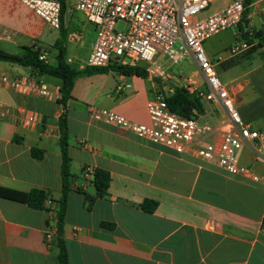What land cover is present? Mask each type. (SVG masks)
<instances>
[{"label":"crops","instance_id":"1","mask_svg":"<svg viewBox=\"0 0 264 264\" xmlns=\"http://www.w3.org/2000/svg\"><path fill=\"white\" fill-rule=\"evenodd\" d=\"M228 1L219 0L208 13L223 8ZM76 12H66L63 19L67 29L65 57L80 69L91 50L95 28ZM246 19L244 30H262L259 44L251 45L254 50L239 53L242 57L236 54L232 62L233 56H221L229 45L209 42L210 37L204 41V49L211 61L216 58L226 68L244 64L245 78L234 85L224 84L233 101L242 83L244 89L257 73L262 90L260 105L252 111V116L260 118L257 127L250 117L241 115L252 128L264 133V0H250ZM256 19L261 27L255 26ZM46 28L50 26L21 0H0V49L20 54L23 46L34 45L54 64L57 50L53 43L59 28L49 47H43L40 42L46 37ZM0 71L43 81L53 92L50 97L24 96L0 83V112L4 113L0 116V186L22 192L48 190L56 200L61 188L58 81L6 61H0ZM111 71L107 68L77 77L67 101L73 174L63 225L68 263L264 264V150L252 140H245L239 150V163L257 176L252 179L226 173L216 163L199 158L193 147L177 153L94 119L90 110L104 108L149 124L146 101L159 90L156 76L117 72L122 85L117 83L108 90L102 75ZM130 76L133 78L126 82ZM188 78L193 82L188 93L206 88L198 67ZM201 102L204 111L198 119L212 127L204 140L217 139L230 129L223 109L213 100ZM241 103L240 98L237 105ZM24 113H33L36 122L23 124L20 117ZM32 149L40 157H34ZM87 167L103 168L110 176L108 195L95 199L90 207H86L84 194H93L94 188ZM143 199L157 202L153 211L137 206ZM53 206L54 201H46L43 208H32L0 196V264H58L55 227L50 219ZM102 222L113 225L106 227ZM46 231L51 233L50 243L44 240Z\"/></svg>","mask_w":264,"mask_h":264},{"label":"built area","instance_id":"2","mask_svg":"<svg viewBox=\"0 0 264 264\" xmlns=\"http://www.w3.org/2000/svg\"><path fill=\"white\" fill-rule=\"evenodd\" d=\"M21 1L51 28H59L58 0ZM210 2L211 0H74L71 8L83 14L85 20L95 28L91 50L82 66L104 67L111 62H128L143 67L148 74L167 78L169 76L160 63V58L165 57L173 63L189 54L206 83V88L195 91V94L202 100L219 103L229 130L222 132L217 139L204 140L212 130L211 125L198 118L180 116L170 110L164 93L160 90H155L146 101L149 124L131 121L104 108L91 109L90 114L94 119L114 124L177 153L193 147L199 158L216 163L226 173L257 179L256 175L239 163L238 154L245 140H252L264 150V133L252 128L242 119L228 88L216 76L204 49L205 40L242 22L243 0H229L223 8L198 17ZM248 32L251 34L252 30L249 29ZM5 37L9 38L8 35ZM177 42L179 45L175 46ZM250 47L251 44L246 41L236 42L229 45V51L231 54H239ZM45 54L42 50L38 58L47 61ZM182 80L187 83V88L193 86L188 77H183ZM0 83L24 96L50 97L53 94L43 81L11 77L1 71ZM3 114L0 112V116ZM20 119L28 126L35 123L37 117L33 113H24ZM85 171L91 177L93 168L87 167ZM50 215L53 221L52 211ZM51 238V233L46 231L44 240L50 243Z\"/></svg>","mask_w":264,"mask_h":264},{"label":"trees","instance_id":"3","mask_svg":"<svg viewBox=\"0 0 264 264\" xmlns=\"http://www.w3.org/2000/svg\"><path fill=\"white\" fill-rule=\"evenodd\" d=\"M60 3V25H59V37L54 41L53 47L57 50L55 55V63L52 64L48 61H44L38 58L40 50L38 47L23 46L20 54L8 53L0 49V61H6L15 63L23 67L28 68L31 72L36 73L38 76H48L58 81V97L57 103L61 106L62 111L57 118V126L59 133V146L61 153L60 162V179L61 188L56 200H52L51 193L48 190L39 188H31L27 192L14 190L11 188L0 186V196L11 200L23 202L32 208H43L45 202H55L53 206V224L55 227L56 246L58 248L57 260L58 264H69L65 243L63 239V225L64 216L66 211L67 194L70 190L71 180L73 174L70 171V156L68 153V128H67V116L66 106L68 99L71 98V90L74 80L82 75H91L97 72L105 71L107 68L122 73V74H135L139 77L146 76V70L143 67L124 62L116 63L111 62L104 67H91L84 66L77 69L70 62L66 60L65 54V36L67 29L63 26V19L66 13V0H58ZM250 0H243L244 9L242 12V22L238 24V28H243V21L247 17V8ZM262 30H252L249 34L248 30H243V35L253 36L258 39L259 44ZM249 42V41H248ZM255 49V46L250 47L247 52H251ZM34 66V68H31ZM165 101L170 110L174 111L180 116L198 118L203 114V104L199 96L194 93L184 94L180 87L174 86L169 94H164ZM32 155L34 157H40L39 153H36L35 149H32ZM110 176L107 170L95 167L93 168L90 183L94 188L93 194L85 193L86 207H90L95 199L105 197L108 195ZM157 202L150 199H143L137 206L145 212H151L156 207ZM103 226L111 227L112 223L102 222Z\"/></svg>","mask_w":264,"mask_h":264},{"label":"rangeland","instance_id":"4","mask_svg":"<svg viewBox=\"0 0 264 264\" xmlns=\"http://www.w3.org/2000/svg\"><path fill=\"white\" fill-rule=\"evenodd\" d=\"M73 1L74 0H66V6H67L66 12H71L74 14V10L71 8V4ZM218 2L219 0H213L212 3H210L208 7L204 11L199 13L197 16L201 17L203 15L208 14L210 7H212L213 4H216ZM76 14H79V13L76 12ZM118 26L120 27V25ZM255 26L261 27V22L258 19L255 20ZM243 30H244V27L240 30L238 26H234L231 29H226L225 31H221L218 34L212 36L209 39V42H214V43H217L218 45L221 44L224 46H228L231 43L249 41L248 43H250L251 45H256L257 38L251 35L245 37L243 35ZM45 35L46 37L43 38V40L40 42V45H42L43 47L45 46L49 47L48 45L52 42V38L57 35V30L51 27L46 28ZM178 45H179V42L175 44V46H178ZM230 55L233 56L232 62H234L236 60L235 57L237 55L231 54L229 51V47L226 48L221 53L222 57H226ZM238 56L242 57L243 54L241 55L238 54ZM211 62H212V67H213V70L216 76L219 78V80L223 84L234 85L236 82L238 81L241 82L245 78V75H246L244 74L245 71L242 70V68H244V64L233 65V66L226 68L216 58H213ZM160 63L162 64L163 68L166 70L167 74L170 76V79L172 80L170 81V79L168 80L166 78H161V77L156 76L155 78L157 79L158 89L160 91H163L164 94H169L174 87V83H176L175 86L184 87L188 89L187 83H185L182 80V78L191 76L192 72L197 68V65L191 59V57L184 56L183 58L173 63H171L169 60H166L165 57H163L161 58ZM104 74L105 75H102V76H105V77H102V79H104V84H105L106 89L111 90L117 83L122 85V82L118 80L119 73L115 71H111L108 74L106 73ZM131 78H133V76L126 77L124 80L126 82H129L131 81ZM259 81L260 79L257 73H254V77H252V81L247 83L244 89H243V83H242V86L237 89V91L235 92V100H234V105L238 113L240 114V116L242 117L241 112H243L246 117L248 118L250 117L251 119L250 121L253 123L255 127H257L259 123L258 121L260 118L259 116H252V111L256 106L258 107V105H260V99H261L260 95H261L262 90H261ZM240 98L242 100V103L237 105V100H239ZM262 102H263L262 104L264 107V97L262 99ZM94 105L95 107H98L97 102H95ZM263 107L260 106L259 111H261Z\"/></svg>","mask_w":264,"mask_h":264},{"label":"water","instance_id":"5","mask_svg":"<svg viewBox=\"0 0 264 264\" xmlns=\"http://www.w3.org/2000/svg\"><path fill=\"white\" fill-rule=\"evenodd\" d=\"M247 19H244V21H243V25H244V27L247 25ZM31 68H34V66H31ZM180 90L184 93V94H188V91H187V89L186 88H184V87H180Z\"/></svg>","mask_w":264,"mask_h":264}]
</instances>
